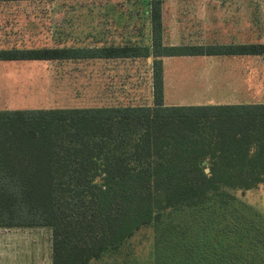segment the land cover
I'll return each instance as SVG.
<instances>
[{
    "label": "trees",
    "instance_id": "trees-1",
    "mask_svg": "<svg viewBox=\"0 0 264 264\" xmlns=\"http://www.w3.org/2000/svg\"><path fill=\"white\" fill-rule=\"evenodd\" d=\"M139 1L152 49L0 48V61L154 57L150 104L0 110V228H50L52 264H264V213L236 194L264 188V99L166 104L161 59L264 56V42L166 46L163 0ZM149 226L151 260L124 253Z\"/></svg>",
    "mask_w": 264,
    "mask_h": 264
},
{
    "label": "rangeland",
    "instance_id": "rangeland-1",
    "mask_svg": "<svg viewBox=\"0 0 264 264\" xmlns=\"http://www.w3.org/2000/svg\"><path fill=\"white\" fill-rule=\"evenodd\" d=\"M106 2L42 0L34 6L28 5L30 7L25 8L24 16H21H34V28H19L32 22L20 19L8 30L0 31V48L97 45L102 37L98 35L97 26L100 21L96 17L98 11H103ZM247 6L250 13L249 28L248 33L243 28L241 38L243 41L264 42V0H248ZM233 33L235 38L240 37L236 32ZM201 59L215 62L228 58ZM235 60L248 64V88L258 98L264 99V56H244ZM187 64L183 63L181 70L185 66L189 67ZM115 65L98 62L96 59L1 60L0 110L91 107L129 102L150 104L152 90L147 74V61L140 60L139 66L129 71H122L118 68L119 64ZM212 65L207 69L209 73L214 69ZM190 69L182 71L183 75L193 70ZM127 72L132 76H126ZM184 77L189 79L188 75ZM201 87L203 86L190 81L180 85L178 92L182 97L194 98L199 95V98L204 99L208 95L203 93ZM176 89L177 86L173 84L171 95L177 93ZM194 92L198 95L193 94ZM169 101L180 100L172 98ZM208 103L212 102L207 100L206 104ZM236 194L264 213L263 187L245 192L237 191ZM52 242L50 228H0V264H52ZM153 250L154 229L150 226L141 228L123 247L124 253H133L143 262L151 260Z\"/></svg>",
    "mask_w": 264,
    "mask_h": 264
},
{
    "label": "crops",
    "instance_id": "crops-1",
    "mask_svg": "<svg viewBox=\"0 0 264 264\" xmlns=\"http://www.w3.org/2000/svg\"><path fill=\"white\" fill-rule=\"evenodd\" d=\"M41 0H0V31L8 30L20 19L24 24L21 29L34 28V16L22 17L25 8ZM106 1V0H105ZM248 0H163L162 26L163 43L170 45H209V44H243L247 43L241 38L243 28L248 33L249 10ZM103 11H98V35L102 37L96 46H148L152 49V23L151 13L142 11L139 0H110L105 3ZM147 9V8H146ZM22 15V16H21ZM244 20V22H243ZM24 23V21H23ZM21 23V24H23ZM19 24V23H18ZM23 29V30H24ZM31 29V28H30ZM236 32L240 37L235 38ZM231 33V34H230ZM246 37V36H245ZM247 55H198V56H162L164 66V101L166 104H234L263 100L248 88L249 66L247 63L235 60ZM224 57L222 60H203L201 58ZM184 60H178V59ZM187 58V59H185ZM235 58V59H233ZM153 59L150 57H122L97 58L98 62L118 64L122 71L137 68L140 60L147 61L149 65L148 78L151 82L153 100ZM188 59H192L188 60ZM135 61L131 65V62ZM183 63L189 67L181 70ZM216 63V64H215ZM213 64V65H212ZM215 64V65H214ZM214 69L207 70L210 66ZM114 66V67H115ZM187 71L183 75L182 71ZM212 69V68H211ZM188 75L187 79L186 76ZM126 76H132L126 74ZM200 84L203 93L208 97L202 99L198 95L194 98L181 96L178 88L183 83ZM177 86V93L171 95V86ZM176 98L180 101H169ZM138 100V99H137ZM185 100L184 102H181Z\"/></svg>",
    "mask_w": 264,
    "mask_h": 264
},
{
    "label": "water",
    "instance_id": "water-1",
    "mask_svg": "<svg viewBox=\"0 0 264 264\" xmlns=\"http://www.w3.org/2000/svg\"><path fill=\"white\" fill-rule=\"evenodd\" d=\"M204 164H206V161L204 162ZM206 171H207V172H209V171H210V169H209V168H206Z\"/></svg>",
    "mask_w": 264,
    "mask_h": 264
}]
</instances>
